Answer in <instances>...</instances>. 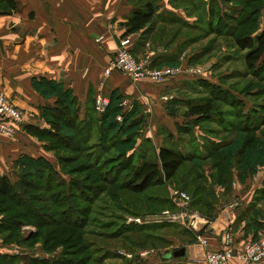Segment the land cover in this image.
<instances>
[{"label":"trees","instance_id":"16d2710c","mask_svg":"<svg viewBox=\"0 0 264 264\" xmlns=\"http://www.w3.org/2000/svg\"><path fill=\"white\" fill-rule=\"evenodd\" d=\"M230 1L235 4L234 12L217 6L211 14L216 22L212 19L209 26L219 36H224V41L230 38L233 51L244 65V70H237V73L242 77L250 75L246 86L260 83L264 92V30L258 31L264 0ZM0 5V12L6 13L15 7V2L0 0ZM154 13L151 2H145L143 9L133 10L124 22L127 33L140 29ZM196 84L205 87L206 94L184 99L180 109L183 120L175 123L177 134L159 125L157 133L162 140L156 145L145 134L148 119L139 102H132L131 108L124 110L121 95L113 92L105 108L97 111L94 96L80 116L77 97L70 90H64L55 82H43V86L56 95L52 106L42 107L47 125L26 124L23 127L42 140L43 148L53 152L55 161L44 155L24 153L13 160V175L0 173V237L3 243L15 241L18 244L39 237L46 249L55 244L63 245V257L55 259L57 264H87L93 259L91 252L87 255L82 252L94 244L88 235L96 231L91 229L96 222L92 214L96 206L125 211L110 221L100 222L104 227L117 225L108 236L123 234L125 237L126 232L144 231L147 238H154L149 230L164 223L179 225L184 233L190 231L193 239L188 237L186 242H195L193 231L179 223L127 222L126 215L171 204V199L157 186L177 178L181 188L190 192L191 205L201 206L202 210L211 207L208 212L200 211L214 218L215 204L230 195L226 192L230 190L234 173L244 180L258 170L254 172L255 165L264 166V101L245 108L246 98L234 95L232 86L227 88L202 78ZM42 91L51 93H46L44 88ZM253 93L259 95V89ZM180 100L173 97L167 101L170 115H177L172 109L177 110L175 105L179 106ZM219 104L229 107L218 108ZM254 113L258 121L252 120ZM118 114L121 119L116 117ZM230 115L238 120L229 118ZM201 122L216 123L220 127H200L202 141L194 143L191 136L189 141L182 138V134H193L194 126ZM237 130L236 135L241 137L239 143H235L233 137ZM220 132L232 134L223 138L214 136ZM204 163L209 164V174L202 168ZM215 185L223 186L220 198L219 194L215 195ZM256 197L262 199L264 205V173ZM101 202L104 203L99 204ZM247 207L251 208L245 206V211ZM253 212L257 214V209ZM116 218L120 223L115 222ZM263 219L255 220L262 228ZM26 221L37 228L28 236L21 231V224ZM261 230L253 238L258 237ZM103 234L105 237L106 231ZM103 248V254L108 256L109 249ZM66 254L75 257H65ZM110 254L118 255L116 251ZM172 257L181 258L184 254ZM33 261L44 264L46 260L34 257ZM0 264L23 263L19 255L0 252ZM118 264H147V261L145 257L134 256Z\"/></svg>","mask_w":264,"mask_h":264},{"label":"crops","instance_id":"0c3cea01","mask_svg":"<svg viewBox=\"0 0 264 264\" xmlns=\"http://www.w3.org/2000/svg\"><path fill=\"white\" fill-rule=\"evenodd\" d=\"M14 2L13 9L6 13L0 12V92L22 107L25 116L23 124L19 126L13 138L0 136V173L13 175V160L21 154L46 156L47 151L42 146V140L23 127L26 124L47 125L42 115V107L52 106L56 95L51 89L43 86V82H55L64 90H70L72 95L77 97L80 116L84 114L86 104L89 100L92 102L97 93L108 98L113 92L121 95L120 103L124 110L130 109L132 102L136 101L151 116L162 114L164 117L165 113L170 116L165 102L173 97H179L181 99L179 106H182L184 99L189 96L188 93L176 91L187 83L179 79L201 76L205 69L195 63L205 56H209L207 62H210V59L215 61L228 55L229 50H234L229 37L225 44L221 43L224 36H219L216 30L209 26L212 19L214 23L216 22V18L211 14L217 6L226 12H234L235 4L230 0H14ZM145 2H151L154 6L153 17L140 29L127 33L124 22L133 10L143 9ZM262 30L264 8L259 18L258 31ZM123 41H127L126 44L135 57L147 60L151 67L174 66L179 67L181 72L161 82L148 79L132 81L126 73L116 69L105 76L104 68ZM194 66L201 68V74L191 75L182 72ZM43 88L46 89V93L49 91L51 93H43ZM161 104L165 109H160ZM118 115L116 117L121 119V115ZM150 115L147 119H150ZM177 115L182 119H176L175 123L182 122V114ZM203 166L209 167V164L204 163ZM209 169L205 170L206 174ZM263 173L262 170H257L244 180L234 173L230 190L226 193L230 194L228 198L237 197L240 203L231 215L219 213L211 223L199 229V232L208 239V248L222 246L223 232L227 228L236 248L240 247L245 239L258 234L261 223L258 224L255 220H261L264 205L256 194L257 188L262 185ZM222 188L223 186L219 185H215L214 188L215 195L219 194V198ZM214 203L216 200L213 205ZM219 204H215V209L218 210ZM248 205L251 208L247 207L245 211L244 207ZM197 208L201 206L197 205ZM210 209L212 208L199 210L208 212ZM256 209L257 214L253 212ZM259 209L261 212H258ZM190 230L194 235L197 232L196 229ZM183 235L186 236V233ZM167 236L165 234L168 241ZM185 240L172 248L184 246V257L154 256L153 259L162 264H203L200 258L206 247L199 242L187 243ZM2 245L0 240V252L6 250ZM148 257H145L146 261ZM191 257H197L199 260L194 261ZM232 262H236V259H232ZM249 264H264V258Z\"/></svg>","mask_w":264,"mask_h":264},{"label":"rangeland","instance_id":"374dc122","mask_svg":"<svg viewBox=\"0 0 264 264\" xmlns=\"http://www.w3.org/2000/svg\"><path fill=\"white\" fill-rule=\"evenodd\" d=\"M225 42L226 41L223 40L221 43L225 44ZM208 60H209V56H205L204 58H202L201 61L199 60L200 62L198 61V63H195V64H199L203 66L206 72L203 71V74L201 76L194 77V78L193 77H181V79L179 80L187 81V83L186 85L182 86L183 89L179 88L176 91H179L184 94L188 93L190 97H193L195 95H201V94L205 95L206 94L205 87H200L198 84L194 83V81L197 82L199 78H202L207 81H213L220 85L226 86L227 88H230L232 86L231 89L234 95H237V96L242 95L243 97L246 98L245 108L247 107L249 108L250 106L254 105V103H258V101H264V92L261 91L260 89L261 84L254 83L252 84L253 86L248 87L246 86V82L250 79V75L242 77V76H239L240 75L239 73H237V70H241V72L242 70H244L243 69L244 65H243L242 60L238 57V53L236 51L229 50L228 55L226 56H222L221 58L219 57L215 61H213L214 59H210V62H207ZM171 67H174V66H171ZM256 89H259V92H260L259 95H254L253 92ZM160 106H161L160 109H162L163 108L162 104ZM182 107L183 105L178 106L177 110H175L172 106L173 108L172 110H174L176 114H181L180 113L181 110L179 109H182ZM226 107H229V106L226 104L218 105V108L224 109ZM234 109L236 112L237 111L236 107ZM146 114L147 116L150 115V113L148 112H146ZM234 114L236 115L237 113H234ZM176 116L175 117H173V115L169 116L166 113L164 114V117L162 116V114H159V116H157L156 114L152 115L150 119L148 118L147 120V124H146L147 127L145 129V134L151 136L154 143H156L157 145L161 143L162 136L157 133V126L161 123L160 125L164 126L166 129L172 130V132L176 135L177 131H176V128H174L175 120L182 119V117H180L179 115H176ZM228 117L234 120H238L237 117H234L231 115ZM251 117H252V120L258 121V118H257L258 116L256 113H254ZM210 125L216 126L217 124L216 123L212 124L210 122H201L200 125H198L199 127L194 126L193 134H189V136L186 134H182V138L186 141H189V137L191 136L194 140L193 141L194 143L198 141H202L203 138L200 137L202 136L200 132L201 131L200 127L203 128V126H210ZM167 126H169L170 128ZM216 127H220V126L217 125ZM259 132H260L259 129H257L256 134L258 135ZM236 133H239V131L237 130L234 132V136H233L234 142L239 143L241 137L237 136ZM231 134L232 133H229V132L227 134L225 132H220L214 136L218 138H223ZM46 156L49 157L52 161H55L53 152L47 151ZM202 168L206 170L209 167H202ZM255 168L256 169L254 170V172L257 169L262 170L264 172V166L262 167V166L255 165ZM209 173H210V169L207 172V174ZM177 182H178L177 178H174L172 180L167 181L164 185L157 186V187H161L160 192L163 195H167L171 199L172 206L171 204H164V205L162 204L160 208L158 209L140 210L139 212H137V214H134V215H144L148 213H155V212L161 211L164 208L175 209L177 207V204H176L177 202L175 203V201L173 200L174 199L173 191L175 189H182L190 195V192L187 189L181 188V186ZM190 199H191V195H190ZM102 203L104 202H101L99 204H102ZM189 206H192L191 202H189ZM192 207L198 209L197 206L193 205ZM112 210L116 214H112L113 213ZM260 210L261 209H259L258 212H261ZM118 213H125V211H122L120 209L108 208L107 206L106 207L103 206L99 208L98 206H96L94 208V212L92 214L96 217V222L92 224L94 226L91 227V229H95L96 231H100V232L96 233V231L95 232L93 231V233L88 235V237L92 239L94 244L91 245L89 248H87L84 252H82L83 255H87L86 253H88V251L91 252V258L93 259H90L87 262V264H118V263H122L125 259L131 258V257L125 256L124 254L120 255V253L117 252V249H124L125 251H130L132 252L133 256H139L141 258H144V257L140 256L139 254L140 251H143L146 249H156V250L158 249V254L154 253V255H149V257L147 258L148 259L147 264H162L160 261H156L155 259H153L154 256H158L159 258H162L166 252L172 250L174 246L176 245L178 246L181 241H184L188 237L190 240L193 239V236L192 234H190L191 233L190 231H188L189 233H186V236H184L183 235L184 232H182V228H180L179 225H175V224L166 225L164 223L158 224V225L155 224L156 226H154V228L149 230V231H152L151 232L152 234H154V238H147L144 234L145 233L144 231L142 232L140 231L137 233L126 232L124 234L126 235L125 237H123V234L117 237L108 236L107 233L110 231H113V229L117 225L114 224L113 226H110V227H104L100 225V222L110 221L111 219H113V216H117ZM130 215L132 214H128L126 216H130ZM260 216L264 218L263 214H261ZM115 222L120 223V220L117 219ZM142 223H145V222H142ZM153 223H161V222H153ZM36 230H37L36 226L32 224L31 222L26 221L21 224V231L22 233H24L23 235L28 236L31 234V232H34ZM105 231H106V235L104 237L103 233ZM165 234L168 235L167 236L169 238L168 241H166L167 239L165 237ZM162 235H164L165 238ZM183 237H185V239ZM0 240L3 244L2 246L6 248L4 252L19 255L21 257V262L23 264H39V262L33 261L34 257L39 258V259L43 258L44 260H46L44 261L45 262L44 264H57L58 262H56L55 259L63 257L62 256L63 255V251H62L63 245L55 244V245H52L51 248L46 249L43 246L42 241L39 237H35L33 238V240H27L25 242L18 243V244L15 243V241L3 243V240L1 239V237H0ZM100 246L107 247V249H109L108 256H105L103 254L104 248ZM112 251H116L118 255L113 256L112 254H110ZM98 256L99 257L101 256L100 259H98ZM65 257H75V256H69V254H66ZM166 257H170V256H166Z\"/></svg>","mask_w":264,"mask_h":264},{"label":"built area","instance_id":"2783aa9c","mask_svg":"<svg viewBox=\"0 0 264 264\" xmlns=\"http://www.w3.org/2000/svg\"><path fill=\"white\" fill-rule=\"evenodd\" d=\"M127 41H123L117 48L115 55L110 59L108 65L104 68V75H109L113 70H119L126 73L132 81H140L148 79L153 82H161L167 78H172L178 75L181 70L179 67L162 66L151 67L147 60L135 57L127 46ZM183 73L191 75L201 74V68L194 66ZM108 102V98L97 93L95 95V107L97 111H102ZM25 110L13 103L6 95L0 92V136L5 138H13L24 122ZM120 118V116H117ZM173 200L177 204L175 209L164 208L159 212L148 213L144 215H130L126 217V221L141 222H176L190 229H196V242H199L205 248L203 255L200 258L203 264H249L261 261L264 258V225L258 237H249L245 239L242 245L238 248L232 243L231 233L229 229L223 232L222 246L218 248H208V239L205 235L199 232V229L208 225V223L219 214L226 213L231 215L238 207L240 201L237 197H230L223 200L218 205V210L214 218L201 212L200 210L189 206L190 195L182 189L173 191ZM225 210V211H224ZM264 222V219H263ZM117 252L124 254L127 257H134L132 252L124 249H117ZM158 254L156 249H146L140 251V256L148 257L152 254ZM197 261V257H191ZM236 259V262H232Z\"/></svg>","mask_w":264,"mask_h":264},{"label":"water","instance_id":"95a60500","mask_svg":"<svg viewBox=\"0 0 264 264\" xmlns=\"http://www.w3.org/2000/svg\"><path fill=\"white\" fill-rule=\"evenodd\" d=\"M185 253V247L184 246H179L177 248H174L163 255L164 257L166 256H180Z\"/></svg>","mask_w":264,"mask_h":264}]
</instances>
